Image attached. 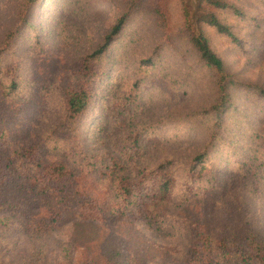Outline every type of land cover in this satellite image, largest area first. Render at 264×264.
I'll use <instances>...</instances> for the list:
<instances>
[{"label": "rangeland", "instance_id": "374dc122", "mask_svg": "<svg viewBox=\"0 0 264 264\" xmlns=\"http://www.w3.org/2000/svg\"><path fill=\"white\" fill-rule=\"evenodd\" d=\"M29 1L0 0L1 77L16 85L11 101L0 88V264H224L215 251L189 255L198 232L232 251L264 244V99L254 90L264 89V0H220L226 10L215 0H40L25 10ZM129 11L109 52L90 60ZM185 11L239 82L225 117L211 114L215 76L190 44ZM204 13L229 35L200 21ZM77 88L91 102L73 123L64 98ZM215 122L220 140L208 148ZM142 127V161L128 169L174 161L173 195L156 223L142 174L133 172L137 201L122 210L107 178ZM55 165L70 176L56 182Z\"/></svg>", "mask_w": 264, "mask_h": 264}, {"label": "trees", "instance_id": "16d2710c", "mask_svg": "<svg viewBox=\"0 0 264 264\" xmlns=\"http://www.w3.org/2000/svg\"><path fill=\"white\" fill-rule=\"evenodd\" d=\"M39 1L40 0H30L25 10H27V8L29 9L30 6L35 8ZM210 3L213 5V8L219 10L231 8L229 3L220 0L211 1ZM131 15V11H129L119 17L117 23L112 28L111 33L106 38V42L89 56L90 60L101 59L109 52L108 50L111 42L120 34V32H122ZM185 17L187 22V30L190 37L189 41L192 48L195 49L201 65L204 66L208 72L215 76L214 85L216 88V102L213 105V109H211V114L213 116L214 113L216 118H221V116L225 117L226 111L231 109L233 106L231 91L232 89L238 87L239 82L232 74L229 73L225 62L215 52L204 31L201 28H199L198 31L191 29V24L188 20L189 13L186 11ZM200 21L204 22L207 26L213 27L216 31L222 34L229 35L228 29L221 23L214 13H204ZM252 21H254V19H252ZM23 23H26L25 28L26 30H29L31 22L24 19ZM143 62L148 64L151 62V60H146ZM1 72L2 71L0 70V88H2L3 96L8 101L14 100L16 95H11V91L16 89V85L14 82H12L10 86L4 84L1 77ZM91 73L92 72H88L86 77H90ZM5 76L7 75L5 74ZM254 90H256L258 95L262 96V99H264V89L255 88ZM90 102L91 95L83 88H77L67 92L64 98V108L69 121L75 123L79 118L84 116L90 106ZM211 125L215 130L212 131L213 135H210L206 139L208 148H214L219 142L220 138L218 134L223 126L220 122L211 123ZM142 130L143 127L140 129H134L130 132V135L132 136L131 140H128L129 143L127 147L122 148L120 151L122 153V160L118 163L117 169H106L108 172L107 178H110L112 182H115V184L118 186L119 194L124 196L123 202H125L127 206L118 205V207L122 210L124 208L133 206L134 200L136 199V197L134 198L135 192L131 183L133 172L136 171L137 176L142 174L140 176V182L144 188L140 191V193L143 191L148 192L145 190L147 184L150 183L152 185L151 191L147 196L148 202L145 207L148 211H151V215H149L150 221L156 223L160 219L161 210L163 209L164 205L173 195L174 189L171 170L174 166V161L167 160L159 164L145 166V169H128V166H139L142 161L141 158L143 156V150L142 141L140 138ZM207 157L208 154L205 152L195 155L189 163V167L191 169H188L187 173L191 176V172L196 169V166L201 165V167H204V160ZM50 174L53 176L56 182H60L66 180L70 176V171L64 165H55L53 169H51ZM106 174L107 173H105V175ZM84 205L85 207L91 205L92 210L95 208L94 202H85ZM80 208L82 207L80 206ZM212 251L216 252L217 260L223 262L224 264H264L263 243L250 242L244 248L234 249L233 247L232 251L228 244L224 243L223 241H212L205 234L198 232L196 236L193 237L191 247L189 248V255L193 257L209 256L210 252ZM114 257L111 259H106L104 264H120L115 261ZM59 261H57L55 264H63L59 263ZM64 264H83V262H81L79 258H71V262L65 261Z\"/></svg>", "mask_w": 264, "mask_h": 264}]
</instances>
